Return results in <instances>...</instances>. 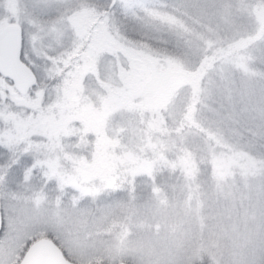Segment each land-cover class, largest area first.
<instances>
[{
	"label": "snow or ice",
	"instance_id": "obj_1",
	"mask_svg": "<svg viewBox=\"0 0 264 264\" xmlns=\"http://www.w3.org/2000/svg\"><path fill=\"white\" fill-rule=\"evenodd\" d=\"M147 32L159 48L141 38ZM173 42L195 49L194 68L171 54ZM261 45L264 0H0V264H36L42 246L57 264H71L74 252L82 264H102L81 237L90 239L92 205L105 218L112 209L95 200L85 209L84 197L95 195L88 174L102 158L113 163L109 186L135 159L122 134L144 130L131 119L108 126L117 112L147 110L128 86L131 73L178 75L197 91L218 77L232 91L230 70L247 71ZM235 90L259 113L264 139V88L259 99L243 84ZM253 169L264 172V163ZM249 264H264V250Z\"/></svg>",
	"mask_w": 264,
	"mask_h": 264
},
{
	"label": "rangeland",
	"instance_id": "obj_2",
	"mask_svg": "<svg viewBox=\"0 0 264 264\" xmlns=\"http://www.w3.org/2000/svg\"><path fill=\"white\" fill-rule=\"evenodd\" d=\"M149 35L158 39L145 33ZM173 45L171 54L186 69L194 68L195 49ZM252 56L247 71L230 70L232 91L218 77L215 82L202 79L197 91L178 75L159 81L142 67L131 73L128 86L141 103L149 102L147 110L136 116L117 112L108 126L127 128L131 119L144 131L135 139L123 132L135 159L118 171L112 186L105 183L111 159L102 158L88 174L96 192L86 194L83 207L95 200L112 209L105 218L91 206L90 239L81 237V242L94 259L108 264H249L262 253L264 172L253 169L264 163V139L257 135L261 120L258 112L245 108L235 90L243 84L259 99L264 51ZM158 110L170 118L178 115L179 123L173 133L172 125L165 123V137L154 131L150 137L151 116ZM163 167L165 179L159 174ZM72 260L82 264L79 252Z\"/></svg>",
	"mask_w": 264,
	"mask_h": 264
},
{
	"label": "trees",
	"instance_id": "obj_3",
	"mask_svg": "<svg viewBox=\"0 0 264 264\" xmlns=\"http://www.w3.org/2000/svg\"><path fill=\"white\" fill-rule=\"evenodd\" d=\"M141 38H143V39H145L147 42H148V44H150V45H152L153 47H156V48H159L160 47V45L159 44H157V40H154L153 38H151L150 37V35L148 36V37H145V34L141 37ZM170 51H172V49L170 50ZM178 54V53H177ZM175 115V114H174ZM166 119H165V118ZM177 117H178V115L174 118V117H168V116H166L164 113H163V111H160V110H158V111H156V114H154V115H152L151 116V118H152V121H151V127H148V133H149V135H150V137H151V132H155V133H159L162 137L164 136H166V134L164 133V128H166L167 126L165 125V123L168 125V128H169V126H171L172 125V129L173 130H170L172 133L173 132H175L174 130V127L177 125L178 126V123H179V121L177 120ZM169 119H171L170 121H169ZM169 123H171V124H169ZM167 129V128H166ZM162 169H165V167H163ZM165 171H166V169L165 170H162V172H160L159 174H163L164 175V179L166 178V174H165ZM69 193H71V190L70 189H68L67 190ZM103 193V192H102Z\"/></svg>",
	"mask_w": 264,
	"mask_h": 264
},
{
	"label": "water",
	"instance_id": "obj_4",
	"mask_svg": "<svg viewBox=\"0 0 264 264\" xmlns=\"http://www.w3.org/2000/svg\"><path fill=\"white\" fill-rule=\"evenodd\" d=\"M36 264H57L58 257L53 255L52 252L46 247H40L35 254ZM71 264H79L72 260ZM102 264H108L106 262H102ZM112 264H128L123 260H118ZM203 264V263H196Z\"/></svg>",
	"mask_w": 264,
	"mask_h": 264
}]
</instances>
